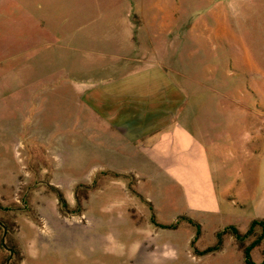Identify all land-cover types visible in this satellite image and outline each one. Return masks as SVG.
<instances>
[{
  "label": "rangeland",
  "instance_id": "374dc122",
  "mask_svg": "<svg viewBox=\"0 0 264 264\" xmlns=\"http://www.w3.org/2000/svg\"><path fill=\"white\" fill-rule=\"evenodd\" d=\"M171 2L178 5L181 14V24L176 25L179 32L181 29L187 32L182 39L180 34L175 35L176 30L165 36L157 35L149 25L144 32L137 24L135 11L132 17L136 23L130 35L128 24L132 9L127 0H53L43 30L46 38L38 35L41 39L30 41L23 35L10 39L0 36V80L21 85L0 89V92L14 94L0 98V181H11L16 172L21 175L11 186L0 185V218L17 225L9 240L17 243L19 227L24 239L34 236L30 218L44 235V220L36 217L30 198L36 192L59 190L47 184V176H40L37 170L29 167L28 142L19 145L16 142L19 137L14 138V126L19 122L15 117L21 115L16 104L21 99L30 104L29 97L35 89L39 103L37 116L41 118L38 124L47 126L49 134L58 135L67 149L58 150L61 159L58 164H63L60 177L63 180L72 178L75 184L85 179L88 182L65 186L70 194H77L80 202L78 205L71 199L70 203H64L66 207L60 215L66 225H84L88 243L85 239H81L85 244L77 240L73 232L81 233V228L73 227L66 233L76 237L74 244L69 242L65 248L51 254L43 250L41 258L26 255L23 264H244L242 251L228 232L223 234L221 249L205 252L216 245L215 234L228 226L233 221L231 218L204 213L185 215L182 202L159 199L154 186L147 182L142 191L151 194L152 200L135 199L131 177L121 178L125 182L121 189L110 182L114 175L108 170L94 168L108 164V155L94 151L93 130L84 127V121L77 118V108L72 103L67 106L58 89L61 84H69L72 93L71 85L93 83L156 60L181 70L184 76L193 73L200 80H204L211 69L225 75L229 68L233 69L227 80L231 82L239 73L240 84L249 75L264 76V0L224 3L223 18L219 20L210 14L214 0ZM202 16L208 22L206 25L187 24ZM40 29L38 25V33L42 32ZM159 37L165 38L160 40ZM254 67L258 71L256 74L252 71ZM226 92L230 103L228 114L240 112L244 116L240 124L246 126L252 106L246 109L240 105L236 110L231 100L241 96V92L245 97L254 96L255 90L230 88L221 93ZM20 140L22 144L23 138ZM87 196L89 200H83ZM81 214L88 222L75 221ZM243 221H237L241 233H245L249 225L242 224ZM261 234L262 228H257L246 238L245 245ZM2 236L3 228L0 231V264H5L7 250L1 245ZM263 255L264 238L252 248L251 259L261 264Z\"/></svg>",
  "mask_w": 264,
  "mask_h": 264
},
{
  "label": "crops",
  "instance_id": "0c3cea01",
  "mask_svg": "<svg viewBox=\"0 0 264 264\" xmlns=\"http://www.w3.org/2000/svg\"><path fill=\"white\" fill-rule=\"evenodd\" d=\"M171 1L127 0L132 9L131 16L129 14L132 21L128 24L130 35L136 23L132 17L135 11L137 24L144 32L149 25L157 35L165 36L176 30V36L185 37L187 32L182 29L179 32L176 26L181 19L179 7ZM233 1L214 0L210 14L216 20L223 18V4ZM52 8L53 0H0V36L10 39L23 35L30 41L38 40V35L46 38L43 30ZM65 20L68 21L67 17ZM207 23L202 16L187 24ZM38 25L41 33H38ZM171 68L159 60L148 61L130 67L120 75L71 85L72 93L69 84H61L58 89L67 106L72 103L77 108V118L84 121L85 128L93 130L94 151L108 155V164L94 168L108 170L114 175L110 182L121 189L125 183L121 178L131 177L134 197L141 201L152 200L151 194L142 191L144 183H149L154 186L159 199L182 202L185 215H221L231 218L233 221L228 225L237 228L239 219L247 225L253 219L264 220V76L249 75L240 84L239 73L231 82L227 80L233 70L230 68L226 75L211 69L204 80L193 73L184 76L181 70ZM252 71L258 72L256 67ZM16 87L21 85L0 80V89ZM230 88L255 90L254 96L245 97L241 92V96L231 100L233 106H237L236 110L240 105L246 109L252 106L246 126L240 124L241 117L244 118L240 112L232 115L227 112L230 108L228 93L223 95L221 92ZM36 91L30 94V104L22 99L16 104L21 115L15 117L19 122L14 126V138L19 137L16 141L19 145L28 142L29 167L37 170L40 176H47V184L59 190L31 195L35 215L44 220L45 232L40 234L32 218L29 219L34 228L32 238L24 239L18 228L17 244L22 264L26 255L41 258L43 250L51 254L65 248L69 242L74 244L76 237H69L67 229L81 228V233L76 234L75 230L73 234L79 241L85 239L86 244L89 240L84 225H66L60 219L66 207L63 203L75 199L79 205L80 200L77 194L66 191L67 184H75L72 178L63 180L59 174L63 164H58L61 161L58 150L67 149L58 135L49 134L47 126L38 124L41 118L37 116ZM10 95L14 94L0 92L3 99ZM20 176L16 172L11 181L1 180L0 185L11 186ZM86 181L75 185H84L88 183Z\"/></svg>",
  "mask_w": 264,
  "mask_h": 264
},
{
  "label": "trees",
  "instance_id": "16d2710c",
  "mask_svg": "<svg viewBox=\"0 0 264 264\" xmlns=\"http://www.w3.org/2000/svg\"><path fill=\"white\" fill-rule=\"evenodd\" d=\"M64 205V203H63ZM153 219V218H152ZM4 225L6 228V245L12 249V257L9 261V264H22V254L20 252V249L18 247V244L16 242H12L9 240V237L13 233L14 226H17L14 222H10L9 220L5 218H0V231L2 232V226ZM167 227V226H164ZM175 227V226H173ZM257 228H262V234L255 240L252 241L249 245H245L246 238L248 236L254 234L255 230ZM232 235V237L235 240V243L242 251L243 254V259H244V264H255L252 259H251V250L255 245H258L262 239L264 238V220L263 219H253L248 227L245 233H241L239 229L235 225H228L224 227L222 231H218L215 236H216V245L208 248L205 250V252H211V251H216L221 249L222 246V241H223V234L227 233ZM200 233V228L199 225H197V235ZM2 245V244H1ZM3 247V246H2ZM9 256V252L7 251V258ZM264 263V255H263V262ZM261 263V264H262Z\"/></svg>",
  "mask_w": 264,
  "mask_h": 264
},
{
  "label": "water",
  "instance_id": "95a60500",
  "mask_svg": "<svg viewBox=\"0 0 264 264\" xmlns=\"http://www.w3.org/2000/svg\"><path fill=\"white\" fill-rule=\"evenodd\" d=\"M1 226L3 228V236H2V239H1V244H2L3 248L9 252V256L6 259V263L5 264H9V261H10V259L12 257V249L5 244L6 228H5L4 225H1Z\"/></svg>",
  "mask_w": 264,
  "mask_h": 264
},
{
  "label": "built area",
  "instance_id": "2783aa9c",
  "mask_svg": "<svg viewBox=\"0 0 264 264\" xmlns=\"http://www.w3.org/2000/svg\"><path fill=\"white\" fill-rule=\"evenodd\" d=\"M76 222L78 223H83V222H88V219L84 214L78 215L77 218L75 219Z\"/></svg>",
  "mask_w": 264,
  "mask_h": 264
}]
</instances>
